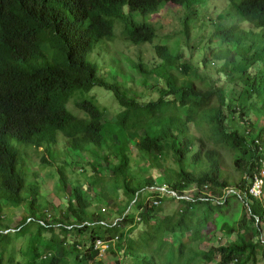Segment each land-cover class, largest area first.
<instances>
[{
	"label": "trees",
	"instance_id": "1",
	"mask_svg": "<svg viewBox=\"0 0 264 264\" xmlns=\"http://www.w3.org/2000/svg\"><path fill=\"white\" fill-rule=\"evenodd\" d=\"M196 1L0 0V213L3 200L12 207L24 204L27 210L15 230L8 224V214H0V264H4L6 249L10 253L18 250L7 236L9 232L28 230L24 249L32 255L27 264H38L42 248L38 235L56 227L66 235L83 236V244L65 240L66 236L63 239V248L70 245L77 256L74 264L88 260L93 264L99 239H117L109 256L122 246L130 264H258L257 257L264 252V195L255 197L248 188L255 178L264 181V126L256 133L248 128L253 116L264 112V48L261 42L240 47L246 41L264 39V0H219L226 14L234 16L235 12L243 19L221 30L213 17L209 24L192 30L185 12L183 29H179L185 37L192 41L206 29L210 36L206 50L194 46L188 55L172 52L154 24L134 17L136 12L145 16L174 5L190 7ZM122 37L135 45L153 43L164 60V66L147 62L150 68L140 63L133 72L147 77L158 73L161 89L154 100L130 97L119 82L106 81L99 65L89 60L98 44L118 42ZM217 39L226 50L235 52L233 57H221L212 50L211 40ZM193 54L210 70L209 86L174 71L177 65L187 75L191 65L185 60ZM222 73L225 76L220 78ZM237 84L241 85L239 102L231 98ZM97 88L109 92L119 105L116 120H109L95 100L82 97ZM71 102L83 116L69 109ZM195 129L201 133L199 137ZM60 137L72 150L93 156L86 170L92 166L94 173L110 172L111 192L105 193V186L88 180L98 193L93 201L100 208L92 205L85 182L72 178L66 158L51 162L44 157L45 163L56 168L57 189L67 207L63 216L47 210L40 184L29 181L14 144L42 149L50 157L57 151ZM132 145L143 157L145 172L137 167ZM219 149L234 155L227 165L236 168L239 177L230 175L232 169L224 164ZM158 186H167L180 197L176 214L160 215L165 198H177L172 193L157 191L153 200L146 196L148 189ZM113 193L119 197L120 211L102 207L110 205ZM231 194L247 204L243 217L237 214L232 222L221 213ZM212 225L235 239L199 249L196 242L211 236ZM51 236L46 237L51 252L43 256V264H62L63 259L48 245V241L59 243L62 238L55 233Z\"/></svg>",
	"mask_w": 264,
	"mask_h": 264
},
{
	"label": "rangeland",
	"instance_id": "2",
	"mask_svg": "<svg viewBox=\"0 0 264 264\" xmlns=\"http://www.w3.org/2000/svg\"><path fill=\"white\" fill-rule=\"evenodd\" d=\"M197 2L199 5L196 7ZM216 4L218 7H211L213 4ZM224 4L220 3L219 0H197L194 5L192 6H179L174 5L173 8L166 7L164 11L161 9L157 12H152L148 15H141L140 13L136 12L135 19L140 22H148L155 25L157 28L158 34H162L164 36V44H171V50L174 53H181L185 52L187 55L191 54L192 47L196 46L197 49H203L206 50L207 46L209 44L207 43V39L209 40L208 35V29L202 32V36L199 38H193L192 41H190L187 36L185 37L186 33L183 31H179V29H183V24L181 22V18L184 17L186 12V18H188L189 23L192 27V30L196 29L199 25L203 24H209L210 18L213 17L217 18V27H219V30L223 29L225 26H231L233 24H237L236 21H243L239 17L237 13L234 12V16H232V13L226 14L227 12L226 8L223 6ZM197 8V9H196ZM196 9V11H195ZM162 11V12H161ZM161 12V13H159ZM232 23V24H231ZM119 29L122 30L123 24L119 23L117 26ZM244 27L248 28L249 25H246L244 23ZM213 31V30H212ZM180 32V33H179ZM214 32V31H213ZM216 32V30H215ZM214 32V34H216ZM180 34V35H179ZM195 34H191V38ZM213 37V36H212ZM219 38V37H218ZM210 42V41H209ZM261 42L262 48H264V39L261 37L260 40L257 42L251 43L249 41H246L244 46L242 47H248L249 45H254ZM211 43L213 45L212 50L216 51L219 56L222 57L223 54L232 55L229 58L233 57L235 52L230 49L226 50V47H224V43L220 42L219 39L216 41H212ZM145 44V45H142ZM142 45V46H140ZM227 45V44H226ZM189 46H191L189 48ZM236 46H232L233 49H235ZM242 52V50H241ZM89 60L93 63H96L99 65L100 68V74L105 78L108 82H119L123 86V90L126 91L127 94H129L132 98H141L143 100H154L155 96L158 92V90L161 89L159 85V75L158 73L151 74L150 76H145L142 72L134 74L133 72H136L137 65L140 63H143L146 65L147 68H150L147 66V62H160L161 66H164V60L156 54V50L153 48V43H141V44H134L132 42H126V39L123 37L120 38V40L114 43L110 42H101L98 44L95 52L92 56L89 57ZM214 60L209 61L212 63ZM190 66L189 72L187 75L181 74L179 71L181 70V67H178L177 65L174 66V71L179 74V76H186L188 78H197V82L201 86H205L208 83L211 84L209 81L210 79V70L207 69V66L205 63L202 62L200 57L198 55H194L190 58H187L185 60ZM132 66L135 68L132 71ZM209 69L211 67L208 66ZM225 71V70H224ZM225 74L222 73L221 77H224ZM146 80V82L144 81ZM221 85V84H220ZM235 88L233 91V94L231 95V98H235L237 102H239L238 92L241 90V85H233ZM83 98L93 99L99 107L102 110H105V116L109 120H116L118 117V114L120 113L119 105L116 104L110 95L109 92L103 90V89H95L91 93H89L87 96L86 94L82 96ZM69 109L75 113L76 115L83 116V113L79 111L76 106L71 102L69 104ZM258 116H253V124L249 125L248 130L253 131V133H256L257 131H260V128L264 126V112H261L260 114H257ZM201 130V129H199ZM196 132V133H195ZM195 134L199 137L201 133L199 131H196ZM16 148L20 150V157L19 162L28 172V179L31 182H37L40 184V197L41 201H45L47 204V210H49L52 214H55V216H63L61 214L64 210H66V204H64L62 200V192H59L57 189V181L58 176L56 172V168L54 166H49L48 163H45L44 157L46 159L48 158V161L55 162L58 161L61 158H66L69 162V167L72 171V178L75 181L85 182L87 185V188L90 190V195L92 201L97 196V191L92 189L90 187V182L88 183V180L93 182V184L96 185H103L104 192L108 193L112 191L111 188V182L112 177L110 175L109 171L101 172V173H94L93 167L90 166L89 170H86V168L89 166L88 161L93 159V156L89 155L88 153H81L79 150H72L68 145L66 140L63 137H60L59 145L57 146V151L54 152V155L48 157L47 154L44 153V150L37 149L34 147H26L24 145H17L14 144ZM211 147L214 148V145H211ZM133 154L135 162L137 163V167L140 171L145 172L147 170L145 162L143 160V157L141 154H139L138 149L135 145H132ZM219 151L222 152L224 157V164H230L231 160L234 157V155H231V151L219 149ZM91 156V157H90ZM90 158V159H89ZM172 161L170 160V163ZM175 167H178L177 164H175ZM228 168L231 166L227 165ZM83 169V171H82ZM230 175L232 177H239L241 173H238V170L236 168L231 167ZM86 175H87V181H86ZM239 180V179H238ZM233 186V185H232ZM165 187L167 186H161L153 188L152 190L148 189L146 192V196L149 197V199L153 200L156 195L155 192L161 191L163 192V195L165 193H169L168 191H165ZM231 187V186H229ZM188 191V190H187ZM264 198V197H263ZM122 200V197H121ZM180 198H165V200L161 204L162 213L160 214L161 217H165L164 215L167 214H176L181 207ZM3 211H1L0 214H8V224L9 226L15 230V227H17L20 224V221L27 213L26 206L24 204L18 206V207H12L8 203H6L5 200H3ZM110 205H103L109 207L112 211H120L122 209V206H118L117 203L119 201V197L117 193L112 194V199L109 201ZM221 204H224L223 199L220 202ZM228 204L224 205L222 208V214L223 219L229 220L232 222L233 218L237 216V214L242 218L245 212V208L247 207V204L245 201H242L241 197L238 195H232L230 196V199L227 201ZM94 207H98L99 203L94 202L92 203ZM63 209V210H61ZM240 217L238 219H240ZM236 227L239 228V222H235ZM32 228L34 226H31ZM31 228V230H32ZM213 228V229H212ZM210 230L212 231L211 236L207 238H203L202 240H198L196 242V245L199 249L207 250V248L210 245H218L220 242H224L226 240L235 239V236H230L227 232H224L218 228V226L215 228L213 225L211 226ZM245 228H243V231ZM3 233H7L8 230H2ZM58 234L61 236L62 241L57 243L55 240H50L48 245L52 246L54 251L56 252V255H58L60 258L63 259L62 264L64 263H70L72 264L77 263L76 258L77 256L72 253V248L69 245H65L64 248L62 244L65 242V240L71 239L75 242H80L83 244V236L82 234H76V235H66L64 231L60 227H56L53 231H42L40 235H38L37 242L39 244V248H41L40 253L41 257H39V263L43 264V256L49 254L51 251L49 250V247L46 245V237H50L51 233ZM28 230L23 233H15L14 231H11L7 234L8 237H11L14 241V244L17 245V251L14 249L13 253H10L8 249L5 250V256H2L4 264H7V262H13L12 264H27L28 258L31 257L32 254H29L27 247V239H28ZM64 236H66L67 239H64ZM3 235L0 233V240L2 239ZM52 237V236H51ZM221 238V239H220ZM6 246L8 244L4 242ZM3 243H1L0 246H2ZM46 246V247H43ZM124 246V245H123ZM125 247V246H124ZM24 249V250H23ZM32 253V252H31ZM5 258V259H4ZM258 264H264V252L260 251L258 255ZM66 260V262H65ZM107 262V264H130L128 261V258L126 256V253L122 246H120V250L118 248L115 249V252L111 255L106 257L104 260ZM52 262V261H51ZM93 261L88 260L87 263L83 262L81 264H92ZM50 263V262H49ZM203 264V263H202Z\"/></svg>",
	"mask_w": 264,
	"mask_h": 264
},
{
	"label": "built area",
	"instance_id": "3",
	"mask_svg": "<svg viewBox=\"0 0 264 264\" xmlns=\"http://www.w3.org/2000/svg\"><path fill=\"white\" fill-rule=\"evenodd\" d=\"M263 183H264L263 179L255 178L252 185L248 188V193L258 198L262 197L264 195ZM165 191L172 193L173 196L179 197L177 196V193L175 190H170L168 187H165ZM186 192H189V191L186 190ZM186 197L188 198L189 196L186 195ZM156 205H159V202H156ZM263 219H264V216H263ZM259 221H261L260 218H257V222ZM116 240L114 241V240L99 239L97 241V243L95 244V251H97L98 256L93 264H98L100 261H103L106 259L112 247L111 246L112 242L114 244ZM231 264H234V262H232Z\"/></svg>",
	"mask_w": 264,
	"mask_h": 264
},
{
	"label": "clouds",
	"instance_id": "4",
	"mask_svg": "<svg viewBox=\"0 0 264 264\" xmlns=\"http://www.w3.org/2000/svg\"><path fill=\"white\" fill-rule=\"evenodd\" d=\"M254 139H255V138H254ZM20 165H21V164H20ZM22 168H24V167H23V164H22ZM24 169H25V168H24ZM108 256H109V253H108ZM94 262H95V261H94Z\"/></svg>",
	"mask_w": 264,
	"mask_h": 264
}]
</instances>
